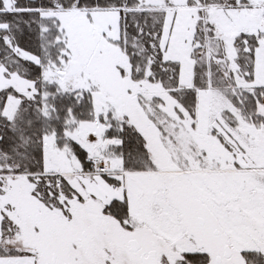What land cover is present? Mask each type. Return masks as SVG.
<instances>
[{
	"label": "snow or ice",
	"instance_id": "1",
	"mask_svg": "<svg viewBox=\"0 0 264 264\" xmlns=\"http://www.w3.org/2000/svg\"><path fill=\"white\" fill-rule=\"evenodd\" d=\"M0 264H264V0H0Z\"/></svg>",
	"mask_w": 264,
	"mask_h": 264
},
{
	"label": "trees",
	"instance_id": "2",
	"mask_svg": "<svg viewBox=\"0 0 264 264\" xmlns=\"http://www.w3.org/2000/svg\"><path fill=\"white\" fill-rule=\"evenodd\" d=\"M21 43L23 46H27L28 45V37L27 36L23 37L21 40Z\"/></svg>",
	"mask_w": 264,
	"mask_h": 264
}]
</instances>
